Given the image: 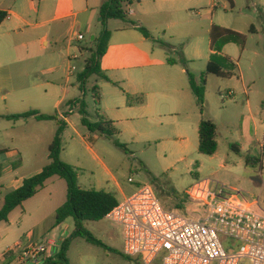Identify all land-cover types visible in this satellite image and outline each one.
I'll use <instances>...</instances> for the list:
<instances>
[{"label": "rangeland", "instance_id": "rangeland-1", "mask_svg": "<svg viewBox=\"0 0 264 264\" xmlns=\"http://www.w3.org/2000/svg\"><path fill=\"white\" fill-rule=\"evenodd\" d=\"M214 1L221 5L224 2ZM235 1L236 16H222L226 20L234 19L239 27L245 28L247 52L240 63V69L244 79L252 86L248 106L251 112L246 111L249 108L241 100L229 97V80L212 75L207 77L204 113L215 120L218 127V150L213 156L199 152V129L197 121L192 117L196 118L200 109L190 88L187 73L200 81L206 75L210 61V19L196 15L198 11L205 12L204 8L200 9L199 5L193 8L196 5L192 4L190 11L187 5L179 2L150 0L144 7L136 2L127 6L126 10L132 9L136 15L128 14L126 20H107L103 23L100 11L96 12L94 18H90V14L85 12V6L62 9V12L67 11L73 15L67 20H52L57 16H47V32L60 35L62 43L56 46L52 42L47 52L39 44L35 54L30 56L32 59L27 58V63L31 64L27 66V63H21L15 67V91L17 94L29 92L45 98L48 96L53 102L62 99L61 108L55 107L53 103L47 107V115L57 116L60 120L62 115L73 108L71 105L76 100H84L91 122L102 123L106 133L91 134L82 125L80 103L74 113L68 116V125L62 137L61 159L76 169L82 189L111 193L122 203L124 195L132 196L148 186L165 208L200 220L207 216V209L191 202L186 192L196 182L210 180L216 185L241 191L244 197L259 199L264 209V155L260 148L252 147L253 142L264 138V34H253V23L238 16L240 13H250V1ZM221 11L224 13V10ZM134 25L147 29L156 40L175 48L169 56L163 48L149 42V47L153 46L155 51L161 50L160 62L156 65V80L152 78L149 82H142L141 73H149L150 68L130 67L123 73V76L128 77L116 81L108 82L93 75L82 90L78 77L84 71L90 54L85 53L83 57L80 48H93L95 43L92 37L99 38L105 31L111 33L112 43H116V38L123 35L126 38L121 43L139 42L143 35L134 30ZM74 33L82 34L85 40L73 42V54L79 56V59L69 61L65 49L67 39ZM231 47L236 49V46ZM254 52L261 54L255 58ZM51 53L56 56L50 58ZM168 56L176 62L175 65L168 63ZM182 59H185L186 64L182 63ZM70 67L76 70L72 73L74 76L71 83L66 86V73ZM160 76L166 78L165 84L158 81ZM236 76L234 81L239 77L237 71ZM94 88H98L100 102L95 98ZM9 92V88L2 90L1 95H7L9 101L7 106L6 102H2L0 112L10 108L11 115H19L32 110L28 106L33 105H14ZM128 94L135 100L143 98L145 103H152L155 112L144 115L142 110H130L126 106ZM107 121L115 124L107 125ZM30 123L33 124L19 125L13 132L11 126L0 121V149L11 152L5 156L8 164L11 160H22L23 169L31 172L41 164H49L48 140L49 136L54 140L57 125L54 120L43 125L34 124L33 121ZM256 123L260 130L254 135ZM23 133L35 139L33 147L31 143L21 142ZM46 134L47 143L42 140ZM12 139L17 141V145H12ZM116 141L125 145L127 151L118 147ZM232 145H236L239 151L232 149ZM16 148L20 150L21 156L13 152ZM249 156L259 162L254 166L248 165ZM130 179L134 182L130 183ZM1 199L0 208L3 204ZM66 201V181L59 177L53 178L47 183L45 191L26 204L25 209L34 215L26 219L21 229L19 219L22 208L12 216V225L9 222L0 226V235H7L4 246L16 240L24 242L25 236L29 234L34 235L36 244L54 238L59 230L56 233L52 229L48 230V223L56 219L57 209ZM44 218L47 219V226ZM65 225L66 235L71 240V264H141L138 259L124 255V229L121 225L107 219L83 223L85 229L105 247L92 244L85 238L72 237L76 230L73 219H68Z\"/></svg>", "mask_w": 264, "mask_h": 264}, {"label": "crops", "instance_id": "crops-1", "mask_svg": "<svg viewBox=\"0 0 264 264\" xmlns=\"http://www.w3.org/2000/svg\"><path fill=\"white\" fill-rule=\"evenodd\" d=\"M106 1L107 0H0V11L8 14V17L5 20V22H3L0 25V111L2 109V102H6V106H7V101H9L7 95H1L2 90L5 88L10 89L8 95L12 94L13 97L12 101L14 105H18V106L19 104L33 105V106H28V107H32L29 108L32 109L30 111H38L43 115H47L48 114L47 107L52 105V103L54 104L55 107L58 108H61L63 106L62 99H59L57 101L55 100V102H53L52 98H49L48 96L47 98H45L40 95L39 96L32 95L29 92L17 94L15 91L16 88L15 67H17L18 64L27 63L28 61L27 58L32 59L30 56L35 54L36 47L39 46V44L43 47L42 50H45L47 52L52 42H54L56 46L62 43V37L60 35L57 36L52 34L51 32H47V16L56 15L57 17L52 20H60V21L67 20L73 15L71 13H67V11L62 12L61 11L62 9L74 8L77 6H85V12L90 14L91 16L90 18H94L96 16V12L100 11L102 5ZM130 1H131V5H133L136 2L138 5L141 6L143 5L144 7V5L147 4L150 0H130ZM153 1L155 2L156 0ZM165 1H172L174 3L179 2L181 4L187 5L188 7L187 9H189L190 11H191L190 5L192 4L196 5L193 6V8L197 7L198 5L200 9L204 8L205 12L198 11L196 12V15L207 16V18L210 19L211 26L209 29V33L211 32L213 26H218L224 29L234 31L239 34H246L244 30L245 28L239 27V23H237V21H235L234 19L226 20V18L222 16V14H224L227 17L231 16L233 18L234 16H236L237 4L235 0H224L223 5L215 2L214 0H165ZM182 1H184L185 3H183ZM249 1H250V6L248 9L250 13H246V15H242L239 12L240 15L238 16H242L241 18H247V20H250V22L253 23L251 26L252 28L251 31L253 34L255 35H259L260 33L264 34V0H249ZM221 10H224V13H222ZM133 15H136L135 12ZM257 25L259 29L257 28ZM134 30L136 29L134 28ZM77 35L78 34L74 33L73 36H70L67 39L65 55L69 59V61H72L73 60L72 57L75 56L73 54V42L74 41L79 42L77 40ZM123 36L116 38L117 40L116 43H112L113 41V37H112L110 41L111 44L109 45L108 53L102 60V69L108 75L109 79L116 81L127 78L128 75L123 76V73L125 72L126 68L148 67L150 68L149 69L150 72L146 74L142 72L141 81L149 82L152 80V78L156 80L155 77L157 73L156 65L158 64V61L160 62L161 55L159 52L161 50L156 49L155 51L153 49V46L149 47V42L151 41L146 39L144 36L141 40H139V42L121 43L122 40L126 38ZM231 46H236L235 47L236 49L232 48ZM246 52H247L246 44L243 47L237 44H228L223 48L221 54L223 56L230 58L232 61H234L237 64L238 66L237 73H239V77L237 78V81H234L235 77L228 79L230 82L229 83L230 84L229 86L231 88L230 90L233 93L234 98H238L239 100H241L243 104H245L248 107L250 102L249 97L250 94L252 93V86L250 85L249 82H247L244 79L240 69V63L243 60ZM87 53L88 52H86V54ZM212 53L213 51L211 50L210 56L212 55ZM260 54L261 53L259 52H254L253 56L256 58L260 56ZM84 55L85 53L82 54L83 57ZM54 56H56V54L54 53L49 54L50 58H53ZM255 58L253 60H255ZM29 64L31 63L28 62L27 66ZM72 68L70 67L67 70L66 86L71 83V79L74 76L72 74L73 71H71ZM24 70H25V66H24ZM121 71L123 72L120 73ZM182 72L185 73L186 70L183 69ZM158 81L165 84L166 78L160 76ZM133 94H136V92H133ZM126 106L127 108H130V110H142L141 112L144 115H152L156 109L152 106V103L150 102L135 106H130L128 102H126ZM246 111L251 112L250 108ZM0 113H2L0 114L1 117L12 116L11 115L12 112H10V108L7 109L6 112H0ZM59 115L62 114L59 113ZM196 118L194 116L192 117L193 120L197 121L198 129L202 120H211L216 124V121L211 118H208L206 113L202 114L200 112ZM61 119H65V121L68 123V118H65V115H62ZM0 121L6 122L8 126H11L13 132L16 131L19 125L29 126L30 124H33L30 123L32 121L35 122L34 124H40V125L47 124V122H52V121H37L34 118H30L27 120H19V121L0 119ZM259 130L260 128L256 123L254 127V135H257ZM52 134H50L51 137ZM26 135L28 134L27 133L22 134L21 142L24 141L25 143H29V144L31 143V147H33L35 139L33 137H27ZM50 139L52 138H50L49 136L48 141H50V145H51L53 139L52 140ZM42 140L45 143H47V134L45 137L42 138ZM263 141L264 138L261 141L258 140L256 142H253L252 147H257L259 149L260 144ZM12 145H17V141L15 139H12ZM16 149L17 150H14L13 152H17L18 154H20L19 152L20 150L18 148ZM0 151H5L4 153L0 154V197L2 198L1 201L4 204V198L8 193L20 189L23 186V183L26 179L41 173L47 164H41L38 168L30 172V170L23 169L24 167L22 166V160L19 161L11 160V162L8 164L5 161L6 158L5 156L11 154V152L8 151L7 149H0ZM47 183L45 188L37 196L28 200L21 207L14 210L9 217V221L0 223V226L9 222L12 225V218H13L12 216L14 215L15 212H17V210L22 208L23 211H21L20 219H19L20 229H21L26 219L34 215V214L31 215V213L27 209H25L26 204H28V202H30L31 200L37 198L43 191H45L47 189ZM128 197H130V195L129 196L124 195L123 201L126 200ZM3 204L1 208L3 207ZM55 220L56 219L49 221L47 229L48 230L52 229L53 233H56L58 230L59 232L56 234L54 238H49V240L46 239V241L53 242V246L51 247V255L44 264H46L49 261V259L54 258L59 253L63 241L68 239V236L66 235L65 232L67 230V228L65 227L66 226L65 223H63L58 227H55ZM44 222H46V226H47V219L44 218ZM64 227L66 229H64ZM36 231L37 230H35L34 233ZM6 238L7 235L4 236L0 235V264H18V254L13 249H15L17 246H19L20 249H24L32 244H35L34 235L32 234L25 236L24 242L23 240H16L12 244L4 246V242Z\"/></svg>", "mask_w": 264, "mask_h": 264}, {"label": "built area", "instance_id": "built-area-1", "mask_svg": "<svg viewBox=\"0 0 264 264\" xmlns=\"http://www.w3.org/2000/svg\"><path fill=\"white\" fill-rule=\"evenodd\" d=\"M127 12L134 14L132 9ZM77 40L85 38L78 34ZM260 150L264 155V141ZM186 193L191 202L207 209L204 219L165 208L148 186L106 216L124 229L126 257L141 264H264V209L259 199L210 180L196 182ZM52 246L45 241L13 250L18 264H44Z\"/></svg>", "mask_w": 264, "mask_h": 264}, {"label": "trees", "instance_id": "trees-1", "mask_svg": "<svg viewBox=\"0 0 264 264\" xmlns=\"http://www.w3.org/2000/svg\"><path fill=\"white\" fill-rule=\"evenodd\" d=\"M129 5H131L130 0H107L100 9L103 23L107 20H126L128 17L126 8ZM7 17V13L0 11V25L5 22ZM134 28L141 32L146 39L163 48L167 55L170 56V53L175 51V48L172 45L156 40L147 29L136 25H134ZM210 40L213 53L207 65L206 75H204L199 81L192 74L187 72L190 88L197 99L202 114L204 113L206 104L207 77L212 75L228 80L235 77L236 71L238 70V66L234 61L221 54L223 48L228 44H237L243 47L247 42V36L218 26H213L210 32ZM110 41L111 33L105 31L99 38H94L93 43L95 44L93 48H80L81 53L88 52L90 54V57L85 62L84 71L78 77L82 90L85 89L88 79L93 75L111 82L105 71L102 69V60L108 53ZM169 56L168 63L170 65H175L176 62H174ZM182 63L186 64L185 59H182ZM93 92L95 98L100 101L98 88H94ZM78 103H80L79 113L82 116V125L87 128L91 134L100 133L104 135L106 131L104 130L102 123H93L89 119L87 105L84 100L81 102L76 100V103L71 105L73 108H70V112L65 115V118H68V116L74 113V109ZM144 103L145 100L143 98L135 100L128 94V104L130 106ZM30 118H34L37 121L54 120L57 123L56 135L49 149L50 162L44 167L41 173L26 179L20 189L12 191L5 196L3 207L0 209V223L8 222L9 217L14 210L37 196L45 188L46 183L49 180L59 177L67 183V201L56 212L55 227L62 225L68 219H73L76 224V230L72 237L85 238L92 244L105 247L85 229L83 223L100 222L106 219V216L119 204V202L111 193L95 189H82L79 186L76 169L61 159L62 137L68 125L65 119L60 120L54 115H43L38 111H30L12 116H0V119L13 121L27 120ZM105 124L111 126L114 125V123L110 121H107ZM217 137V125L211 120H202L199 125V152L206 156L215 155L218 150ZM116 144L118 147L127 151L125 145L118 141H116ZM231 147L235 151H239L236 145H232ZM4 152L5 151H0V154ZM258 162V160H255L250 156L247 158V164L250 166H254ZM70 246L71 240L69 238L64 240L59 253L54 258L49 259L46 264H71L69 259Z\"/></svg>", "mask_w": 264, "mask_h": 264}, {"label": "water", "instance_id": "water-1", "mask_svg": "<svg viewBox=\"0 0 264 264\" xmlns=\"http://www.w3.org/2000/svg\"><path fill=\"white\" fill-rule=\"evenodd\" d=\"M95 37H92V39L94 40Z\"/></svg>", "mask_w": 264, "mask_h": 264}]
</instances>
